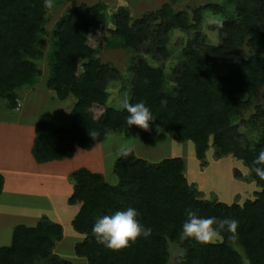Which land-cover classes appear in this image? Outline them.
<instances>
[{
  "label": "trees",
  "instance_id": "16d2710c",
  "mask_svg": "<svg viewBox=\"0 0 264 264\" xmlns=\"http://www.w3.org/2000/svg\"><path fill=\"white\" fill-rule=\"evenodd\" d=\"M56 1L61 0L51 4ZM234 7L222 23L224 37L218 45L197 34L187 41L172 69L173 79L164 69L171 55L168 35L173 29H196L198 13L191 19L185 11H174L164 3L131 24L129 10L120 7L111 41L105 11L82 4L72 8L53 31L47 87L51 97L73 96L75 102L70 125L47 119L37 123L32 151L38 162L72 157L77 147L90 150L111 132L132 131L144 143L170 134L178 142L191 140L202 163L212 139L217 157L232 154L242 159L249 176L261 186L256 197L243 205L204 199L187 180L182 157L155 162L133 150L127 158L115 159V183L101 172L79 168L69 176L73 192L68 202L80 205L72 226L84 238L74 250L88 264H168L172 242L180 246L176 264H243L245 259L249 264H264V179L252 170L253 160L264 148V105L253 102L264 88V0H236ZM48 8L44 0H0V100L8 110L17 108L20 90L34 87L42 74L37 59L44 54ZM247 40L250 52L238 57ZM113 42L132 55L124 70L100 57V49ZM116 74L129 101H143L151 110L155 121L149 122L148 130L128 127L127 112L109 105ZM168 83L174 84L170 91ZM252 106L255 111L245 119ZM3 185L0 174V193ZM128 206L138 209L141 222L152 228L151 237L119 252L97 244L91 234L95 218ZM188 207L203 216L236 219V232L221 231L220 238L206 245L182 240ZM62 236V225L45 215L36 226L17 225L12 243L0 247V264H74L54 253Z\"/></svg>",
  "mask_w": 264,
  "mask_h": 264
},
{
  "label": "rangeland",
  "instance_id": "374dc122",
  "mask_svg": "<svg viewBox=\"0 0 264 264\" xmlns=\"http://www.w3.org/2000/svg\"><path fill=\"white\" fill-rule=\"evenodd\" d=\"M236 0H61L51 4L48 8V19L45 25L47 33L44 36L45 43L42 46L44 54L41 58L37 59V64L42 71V74L38 80V83L29 89L20 90V98L18 100V106H20V99L24 98L28 92H30L26 105H24V112H30L31 119H47L55 121L58 124L70 125L71 119L69 117V110L72 108L75 98L69 96L65 100H58L51 97L49 88L47 87L48 79L51 75V56L54 51L55 38L53 31L59 24V22L67 15V13L74 7H78L82 4L86 6H99L105 11L107 15V27L108 34L112 36L111 41L116 30V17L118 16L119 8L125 7L129 10L130 23L133 24L136 20H139L146 13L156 11L162 7L164 3H170L174 11H185L191 19L196 17L197 13L200 15L199 24L196 29L189 32L181 30H171L168 35V48L171 53L168 60H166L164 69L169 75L170 79H173L175 73L172 72L173 67L179 61L181 51L185 48L187 41L190 38H195L197 34L203 38L207 43L211 45H218L223 37L224 32L222 29V23L231 17L234 12V4ZM196 15V16H195ZM194 21V20H193ZM155 22V21H154ZM156 23V22H155ZM154 26V25H153ZM165 35V37H167ZM201 38L198 40L200 41ZM100 57L102 62L110 63L111 65L119 68L126 69L129 64L131 53L126 49L118 45L108 44L102 47ZM250 52V46L248 40L242 44L238 50V57H245ZM226 67L222 68L225 72ZM115 79L111 82L109 88L110 96L108 103L116 108H122L120 101L127 97V91L122 88V84L119 75L114 76ZM122 77V76H121ZM169 91L174 87V84L167 85ZM49 94V95H48ZM51 98H50V97ZM254 105H264V88L261 94L254 99ZM16 108V109H17ZM16 109L6 110V103L0 100V118L1 119H13L18 116ZM255 111V107L250 108L246 112L244 118H248L251 113ZM246 124H241V129L245 130ZM112 140L108 141L105 146L107 154L114 155L112 159L117 155L118 148L121 145L128 144L135 155L145 158L150 161H160L167 157L180 156L184 159L185 163V176L190 184H194L196 190L201 191L199 196L204 199H212L216 197L218 200L226 202L228 204L238 203L243 205L247 199H254L256 193L261 190V186L249 176V168L245 162L237 158L236 156L229 154L217 157L215 154V147L213 146L212 139L210 140V147L206 152L205 163H202L197 158L195 152L194 143L191 140L178 142L166 134L164 138H156L150 143H144L138 136L132 131H124L119 133H113ZM110 133V134H111ZM109 136V135H108ZM98 144V143H97ZM97 154H92L95 157ZM109 156V155H108ZM119 157V156H118ZM81 162L86 157L81 155ZM84 158V159H83ZM111 159V161H112ZM110 161V162H111ZM106 174L104 175L106 180L115 183L117 178L113 174V170L109 171L108 166L104 164ZM109 165V163H108ZM237 174L240 176L238 177ZM70 176V175H69ZM46 179V177H44ZM70 181V180H69ZM71 182V181H70ZM72 183V182H71ZM32 188H36V184L31 185ZM12 189V186H10ZM64 187V186H63ZM50 188V187H49ZM9 193H16L14 191H8ZM29 194V193H28ZM32 194V193H31ZM53 202L61 211H68V208L64 204H68L66 198L65 188L54 189ZM65 202V203H64ZM7 207H11L10 202H5ZM17 204L19 206H29L31 212L35 206L41 205V203L32 200L28 202L19 199ZM11 205V206H9ZM47 210V208H45ZM71 211V210H69ZM10 215V214H9ZM64 228V238L58 247L54 248V253L68 260L86 261L84 257L78 256L75 253L74 246L77 242L81 241L84 237L82 233L76 232L71 226L68 218L63 217L58 219ZM9 218H6V222ZM220 238L218 235L214 240ZM237 248H239L237 246ZM239 251L244 254L243 250L239 248ZM180 253V246L177 243H171L169 249V261L168 264H175V257ZM44 264V263H40ZM243 264H249L245 259Z\"/></svg>",
  "mask_w": 264,
  "mask_h": 264
},
{
  "label": "crops",
  "instance_id": "0c3cea01",
  "mask_svg": "<svg viewBox=\"0 0 264 264\" xmlns=\"http://www.w3.org/2000/svg\"><path fill=\"white\" fill-rule=\"evenodd\" d=\"M30 92L23 99H20V106L15 111L18 116L14 120L0 118V174L4 178L3 189L0 193V247L9 246L12 243L13 232L17 225L36 226L39 219L44 215L59 224L61 223L58 219L66 217L72 226V220L78 213L80 205L68 202V198L73 192V184L69 181V175L82 167L105 175L107 168L104 169V164L108 166L109 171H112L115 159L118 158V155H115L112 159L114 155L107 154L105 147L108 141L112 140L113 134L111 133L104 141L98 142L90 150L77 147L72 157L38 162L33 155L32 148L36 137V125L42 119H31L30 112H24V105H26ZM32 92L35 93L36 91ZM92 154L97 155L93 157ZM81 155L86 157L83 162L80 160L82 159ZM33 183L36 184L34 189L31 186ZM57 188L66 189L64 197L68 204L64 205L68 211H58L59 208L54 205L52 197L54 189ZM10 190L16 193L8 194L7 192ZM21 198L28 202L31 200L32 202H40L41 205L35 206L36 208H33L31 212L29 206L17 204ZM5 202L14 204L7 207ZM7 217L9 218L8 222H6ZM63 238L64 228L61 240ZM61 240L56 242V247L61 243ZM70 261L74 264H88L87 260Z\"/></svg>",
  "mask_w": 264,
  "mask_h": 264
},
{
  "label": "clouds",
  "instance_id": "9594fccd",
  "mask_svg": "<svg viewBox=\"0 0 264 264\" xmlns=\"http://www.w3.org/2000/svg\"><path fill=\"white\" fill-rule=\"evenodd\" d=\"M46 7H51V0H44ZM122 109L127 112L125 122L128 127L138 126L144 130L149 129V122L155 121L151 110L143 101L132 103L127 97L121 101ZM166 99L161 100L166 105ZM94 135V134H93ZM132 152L128 145H121L117 155L127 158ZM253 172L264 179V148L253 160ZM186 219L183 221L180 231L182 240L189 239L198 244L206 245L212 242L221 231L235 233L239 222L233 218L219 219L213 216H203L199 210L188 207L185 209ZM91 234L97 244L104 248L119 252L131 247L139 239H149L152 235V228L141 222L140 212L133 206L122 210H116L109 215L97 216L91 227ZM183 255V250H181Z\"/></svg>",
  "mask_w": 264,
  "mask_h": 264
}]
</instances>
